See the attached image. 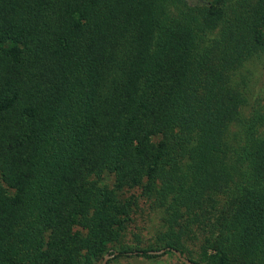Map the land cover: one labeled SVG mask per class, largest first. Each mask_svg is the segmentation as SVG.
I'll list each match as a JSON object with an SVG mask.
<instances>
[{"label": "trees", "instance_id": "trees-1", "mask_svg": "<svg viewBox=\"0 0 264 264\" xmlns=\"http://www.w3.org/2000/svg\"><path fill=\"white\" fill-rule=\"evenodd\" d=\"M263 71L264 0H0V264H264Z\"/></svg>", "mask_w": 264, "mask_h": 264}, {"label": "rangeland", "instance_id": "rangeland-1", "mask_svg": "<svg viewBox=\"0 0 264 264\" xmlns=\"http://www.w3.org/2000/svg\"><path fill=\"white\" fill-rule=\"evenodd\" d=\"M259 87L262 89V94H264V71L261 73V78L259 80ZM99 183L101 185L106 186L107 188H111L113 186V178L110 175H103L101 177ZM131 193H135L134 190H128L126 188L120 190V192H119V194H121L122 197H127ZM140 205H141V203H140ZM133 228H132V232L133 231L135 232V230ZM135 236L136 235L132 236V238ZM139 237L141 238L140 240H135V239H131L130 237L128 238V236H127V239H125V242L135 243V242L139 241L140 245L144 246L147 236L139 235ZM189 249L192 251H195L196 248L193 246V244H191ZM105 255L103 254L98 259V261L95 262V264H101ZM196 255H197L196 253H192V254H190L189 257L193 260H196L197 259ZM105 264H178V262L176 261V259L173 256L166 255V254L161 255L159 257H156V258H150V259L134 258V257L113 258V255H112V256H109L105 260Z\"/></svg>", "mask_w": 264, "mask_h": 264}, {"label": "water", "instance_id": "water-1", "mask_svg": "<svg viewBox=\"0 0 264 264\" xmlns=\"http://www.w3.org/2000/svg\"><path fill=\"white\" fill-rule=\"evenodd\" d=\"M164 250L166 249H160V250H157V251H152L153 254H158V253H162L164 252ZM171 252L175 255V257L183 264H198V263H195V262H192L186 258H184L178 251H175L173 249H171ZM113 254H116V253H113ZM109 256L108 255H105L101 264H105V260L108 258Z\"/></svg>", "mask_w": 264, "mask_h": 264}]
</instances>
